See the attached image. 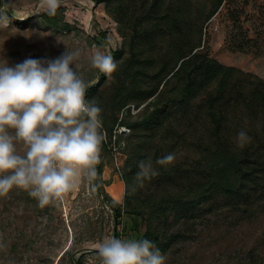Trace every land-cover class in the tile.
I'll list each match as a JSON object with an SVG mask.
<instances>
[{
    "label": "trees",
    "instance_id": "16d2710c",
    "mask_svg": "<svg viewBox=\"0 0 264 264\" xmlns=\"http://www.w3.org/2000/svg\"><path fill=\"white\" fill-rule=\"evenodd\" d=\"M92 1L106 5L123 38L122 47L112 51L118 65L112 78L101 73L86 89V99L102 109V149L111 145L116 126L130 130L124 136L128 157L121 172L126 195L123 202L110 204L115 223L126 215L137 231L145 222L142 240L152 241L164 255L175 243L196 240L220 221L261 220L264 78L222 64L204 41L208 23L226 1L232 52L262 53L264 30L255 27L250 36L239 0ZM58 11L41 14L45 25L70 30ZM108 81L111 94L104 96ZM130 105L139 111L132 114ZM125 108L128 114L121 119ZM241 130L251 137L243 148L236 144ZM168 154L175 156L171 164H156ZM148 159L157 175L141 188L134 177L138 162ZM96 167V188L102 189V167ZM113 237L121 239V234L115 230ZM258 244L262 247L264 240ZM261 252L249 251L246 264H264Z\"/></svg>",
    "mask_w": 264,
    "mask_h": 264
},
{
    "label": "rangeland",
    "instance_id": "374dc122",
    "mask_svg": "<svg viewBox=\"0 0 264 264\" xmlns=\"http://www.w3.org/2000/svg\"><path fill=\"white\" fill-rule=\"evenodd\" d=\"M200 1L210 4V0ZM239 1L244 6L243 25L250 28L253 37L255 27L264 30V0ZM39 5L40 0H0V64L6 61L14 66L29 58L54 60L67 47L78 49L79 74L87 85L96 84L101 72L91 67V55L95 51L112 55L123 43L106 5L92 0H63L58 13L64 17L61 24L68 23L70 30L46 26ZM228 9L231 7L226 1L208 23L204 42L222 64L264 78V39L260 41V54L232 52L229 43L233 25ZM16 19L26 22L18 25ZM109 38L111 44H106ZM71 67L76 70L74 64ZM110 84L108 81L102 95L111 94ZM130 107L132 114L139 111L134 105ZM126 108L121 119L128 114ZM129 132L127 127L116 126L111 145L101 148L102 189L96 188L95 180L89 182L82 175L79 186L63 201L45 208L23 190L0 197V264H100L96 245L113 237L115 230L121 239L142 240L146 223L136 231L125 215L117 225L110 207L113 202H123L126 195L121 172L128 157L124 136ZM17 148L22 154V144ZM261 238L264 240V217L240 225L220 221L196 240L175 243L163 256L165 264H246L248 252L254 248L261 250L264 258V244H258Z\"/></svg>",
    "mask_w": 264,
    "mask_h": 264
},
{
    "label": "clouds",
    "instance_id": "9594fccd",
    "mask_svg": "<svg viewBox=\"0 0 264 264\" xmlns=\"http://www.w3.org/2000/svg\"><path fill=\"white\" fill-rule=\"evenodd\" d=\"M62 4L63 0H40L39 7L55 16ZM106 44H111L110 38ZM80 54L67 47L54 60L0 64V197L23 190L45 208L63 201L79 186L82 175L89 182L97 178L104 140L102 109L86 99L88 85L76 63ZM90 63L108 79L118 67L113 56L102 51H95ZM250 140L247 132L239 131L237 147ZM174 159L168 154L156 164L169 165ZM138 168L134 180L142 188L157 172L151 159L139 161ZM96 249L100 264H165L163 254L147 239L106 237Z\"/></svg>",
    "mask_w": 264,
    "mask_h": 264
}]
</instances>
